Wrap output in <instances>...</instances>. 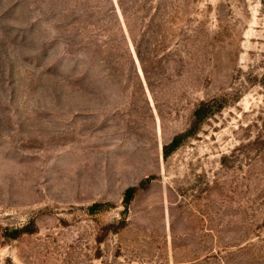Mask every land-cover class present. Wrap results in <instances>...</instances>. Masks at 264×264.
<instances>
[{"label": "rangeland", "instance_id": "rangeland-1", "mask_svg": "<svg viewBox=\"0 0 264 264\" xmlns=\"http://www.w3.org/2000/svg\"><path fill=\"white\" fill-rule=\"evenodd\" d=\"M0 264H264V0H0Z\"/></svg>", "mask_w": 264, "mask_h": 264}, {"label": "trees", "instance_id": "trees-1", "mask_svg": "<svg viewBox=\"0 0 264 264\" xmlns=\"http://www.w3.org/2000/svg\"><path fill=\"white\" fill-rule=\"evenodd\" d=\"M224 106L223 101H218L217 99H206L200 101L194 111L190 127L183 133L176 135L172 142L164 147L165 156H169L173 153L180 145L182 140L196 133L206 119L211 117L217 111H219ZM132 189H128L126 192V203H128L132 198Z\"/></svg>", "mask_w": 264, "mask_h": 264}]
</instances>
